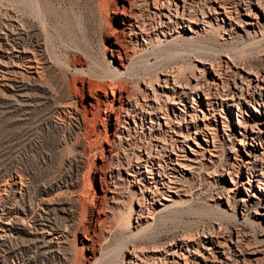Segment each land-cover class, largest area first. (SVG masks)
<instances>
[{
  "label": "rangeland",
  "instance_id": "rangeland-1",
  "mask_svg": "<svg viewBox=\"0 0 264 264\" xmlns=\"http://www.w3.org/2000/svg\"><path fill=\"white\" fill-rule=\"evenodd\" d=\"M112 1L0 0V228L4 229V232L0 230V264H124V245L127 247L131 244L149 250L152 245H165L175 236L183 234L185 237L189 234L188 238L191 236L195 240L199 231L210 229L211 226L222 229L224 233L238 228L243 233H248L251 242L263 238L260 234L263 233L261 226H264V221L256 218L257 216L253 217V212L250 211L249 214L250 220L254 219L253 222H239L240 209H235L234 206H237L240 193H230V203H227L225 194H220L221 190L223 193V189L232 186L227 173L223 172L219 176V167L224 163L231 144L238 143L239 133L233 130L230 141H226L224 149L218 152L214 163L216 167L206 159H201V170H197L193 177L182 180L186 195L168 209L153 214V218L142 229H134L130 225L135 223L129 212L132 193L137 192V187L127 188L124 185L121 201L101 203L99 210L106 215V220L101 228H96L92 237L96 258L89 259L87 252L82 250L79 237L80 231L86 226V219L72 217L74 215L71 209L78 207L82 200L84 203L91 200L95 188L93 178L96 174L102 177L106 174L108 178L115 174L113 167L116 156H110L102 148L106 141L104 139H107L103 129L104 120L100 117L104 116L103 107L95 117V124H90L94 126L93 129L88 122L80 125L81 129L75 127L70 111L73 112L76 102L81 101L85 85L90 86L91 83L90 88H93L95 83L103 84L115 80L106 37L107 33L117 27V20L112 13ZM129 1L138 9L144 7V0ZM203 1L194 2L196 14ZM227 5L231 6L228 3ZM226 21L227 23H223L219 20L217 25L212 18L210 27L205 26V31L200 28L198 35L182 32L183 35L179 36L178 41L175 39L171 43H160L161 40L154 38L149 44L144 43L141 50L133 42L128 64V75L132 79L128 77L126 80L128 90L136 92V81L147 76L155 79L159 71L167 68L181 66L188 69L192 63L201 65L192 61L195 56L227 60V55L231 53L229 57H234L232 61L235 63L263 66L264 36L260 34V30L256 28L254 31L253 27L245 29L246 27H240L236 23L229 30V20L226 18ZM28 56L35 60L34 64L46 85L45 88L30 85L32 81L26 69ZM20 75L29 80L26 81L28 89L24 93L28 99L25 102L20 101L22 99L18 96V83H12L11 88L3 86V78H18ZM255 99L264 101V95L255 96ZM255 99H251L252 102ZM56 102L66 105H63L66 111L63 120H56L54 117L56 113L53 106ZM24 103L28 104L23 105ZM219 126L221 129V123ZM164 137L170 143V137ZM139 139L149 142L150 138L146 135ZM263 139L264 136V144ZM136 140L138 139L132 141ZM245 150L247 151L233 150L229 153V160H233L238 152L234 160L235 163L240 162V156ZM100 161L102 167L98 166ZM260 164L259 162L257 167L262 172L264 162ZM110 170L114 172L108 174ZM45 191L57 200L53 211L46 214L51 219L53 232L55 230L52 237L63 233L58 243L53 238L50 243L48 237L35 238L28 232L17 229V219L25 222L28 230L32 229L36 218L41 219L38 212H41L42 207H39L38 197ZM230 258L227 264L234 263L233 256Z\"/></svg>",
  "mask_w": 264,
  "mask_h": 264
},
{
  "label": "bare ground",
  "instance_id": "bare-ground-1",
  "mask_svg": "<svg viewBox=\"0 0 264 264\" xmlns=\"http://www.w3.org/2000/svg\"><path fill=\"white\" fill-rule=\"evenodd\" d=\"M195 1L144 0L143 9L136 8L137 6L129 0L112 1V13L117 20V27L107 33L106 37L115 80L103 84L95 83L93 88H90L91 83L90 86L85 85L81 101L76 102L73 112L70 111L75 120V127L80 128L85 122H88L89 126L94 125L95 117L103 107L104 116L100 117L104 120L103 129L107 139H104L106 141L102 148L110 156H116L113 167L115 174L111 178L106 174L103 177L96 174L93 178L95 188L91 200H87V203L82 200L83 203L81 201L77 208L71 209L74 215H71L72 217L86 219V226L80 231L79 243L89 259L96 258L93 234L106 220V215L99 210L101 203L121 201L124 185L127 188L137 187V192L132 193L129 212L135 223L129 224L134 229H142L153 214L168 209L186 195L182 180L195 175L201 168V159L215 165L218 152L224 149L226 141H230L233 130L239 133V137H236L238 143L231 144L224 163L219 167V176H222L223 172L227 173L232 186L223 189V193L221 190L220 194L226 195L228 203L232 197L230 193H240L237 206H234L235 209H240L239 222L250 220V211L253 212V217L257 216L256 218L264 221V168L261 172L257 167L259 162H264V101L255 99V96L264 95V65L257 67L247 65L248 63H235L232 61L234 57H229L231 53L227 55V60H212L194 55L192 61L201 65L192 63L188 69L181 66L167 68L159 71L155 79L141 77L142 79L135 80L138 86L137 89L134 88L137 91L133 93L126 87V80L130 77L128 64L133 42L141 50L144 43L147 45L154 38L161 40L160 43H167L175 39L178 41L183 33L198 35L200 28L202 31L207 29L205 26L212 24V18L217 25L219 20L227 23V18L229 30H232L233 23H236L240 24V27H246L245 29L253 27L255 31L257 28L264 36V0H204L197 14L194 12ZM191 35L188 37L192 38ZM26 61L27 73L32 81L30 85L45 88L46 85L43 84L34 64L35 60L28 56ZM23 77L20 75L18 78H3V86L11 88L12 83H18V96L22 99L20 101L25 102L28 98L26 99L24 92L28 89L29 80ZM251 99H255V102ZM25 104L28 103L23 105ZM61 104L56 102L53 106L56 120H63L66 115L64 103ZM146 135L150 138L149 142H142L139 138ZM165 135L170 137V143ZM136 138L138 140L132 141ZM102 148L100 147L101 150ZM237 149L239 152L241 149L247 151L241 154L240 162L235 163L238 152H234L236 155L234 154L233 160H229V153ZM217 163L219 164L218 161ZM98 166L102 167V161L98 162ZM113 172L110 170L108 174ZM38 201V206L42 207L41 212H38L40 221L36 218L32 229L28 230L25 222L17 219V229L26 231L35 238L48 237L50 243L53 238L58 243L63 233L52 237L55 230L53 232L51 219L46 214L52 210L57 200L45 191L39 194ZM261 228L263 233L260 235L263 238H257L255 242H251L248 233H243L238 228L224 233L222 229L211 226L210 229L199 231L196 241L191 236L188 238L189 234L187 237L183 234L175 236L165 245H152L149 250L131 244L127 247L124 245V264H227L232 256L233 264H264V247L261 246L264 245V226ZM0 230L4 232L2 227Z\"/></svg>",
  "mask_w": 264,
  "mask_h": 264
}]
</instances>
